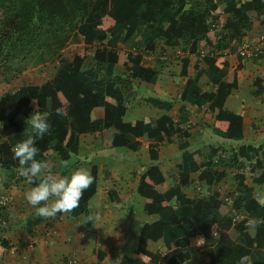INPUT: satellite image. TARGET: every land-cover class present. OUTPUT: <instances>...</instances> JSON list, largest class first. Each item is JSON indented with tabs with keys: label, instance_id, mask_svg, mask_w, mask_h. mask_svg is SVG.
I'll list each match as a JSON object with an SVG mask.
<instances>
[{
	"label": "crops",
	"instance_id": "0c3cea01",
	"mask_svg": "<svg viewBox=\"0 0 264 264\" xmlns=\"http://www.w3.org/2000/svg\"><path fill=\"white\" fill-rule=\"evenodd\" d=\"M246 1L249 0L232 2L239 6ZM185 2V15L179 14L177 20L185 19L191 5L202 4L203 0ZM174 3L179 5L177 0ZM225 6L219 5V10ZM172 15L173 10L153 20L155 30L146 39L138 36L131 50L121 40L127 28H136L137 16L122 30L108 33L103 42L92 46L84 64L87 70L99 64L97 52L115 49L119 58L139 57L140 66L157 72V78L154 85L148 86L132 76L131 68L112 66V80L96 82L103 88L94 89L101 93V105L90 114L97 128L78 136L77 154H70L71 166L61 168L56 153L47 158L52 161L47 163L53 174L70 175L86 168L96 178L87 189H94V194L86 198L85 190L78 209L48 219L37 217L25 200V193L34 185L18 176V166L12 171L0 169V264L264 263V224L252 223L264 219V57L242 63L235 52L237 42L223 36L218 37L213 49L207 46L190 53L191 34L185 41L165 33ZM216 56L217 65L226 63L227 68L220 71L205 66L207 57ZM238 66L241 70L233 86ZM58 69L59 64L52 78L39 85L51 81ZM206 70L210 74L199 77ZM195 79L188 92V83ZM39 85H21L9 94ZM193 88L198 95L207 94L209 98L200 103L193 98L183 100V93L191 95ZM146 90H153L156 97L146 96ZM225 91L224 98L218 100L217 93ZM104 109L110 110L112 122L119 117L130 127L141 123L142 137L133 138L128 146L97 150L94 140L101 136ZM239 115L240 137L224 138L214 130L226 129L218 118L223 121ZM162 119L168 121L172 134L162 133L151 142L147 137L152 124ZM5 126L10 124H0V143L10 141L3 133ZM211 134L219 142H214ZM23 140L11 144L12 151ZM151 144H156L157 149L150 150ZM247 147L246 155H238L241 148ZM221 172L224 176L217 182L204 179L205 175ZM142 178L149 187L145 194L139 190ZM159 180L162 183L155 185ZM172 190L177 193L158 203L150 199ZM214 194L228 213L210 227L212 240L182 220L160 230L159 224L172 216L179 219L191 215L192 205H181L179 195L194 203ZM248 201L252 203L245 206ZM94 212L100 214L101 221L95 225L84 223ZM224 237L229 244L224 243L222 252ZM153 258L157 259L154 263L150 261Z\"/></svg>",
	"mask_w": 264,
	"mask_h": 264
},
{
	"label": "trees",
	"instance_id": "16d2710c",
	"mask_svg": "<svg viewBox=\"0 0 264 264\" xmlns=\"http://www.w3.org/2000/svg\"><path fill=\"white\" fill-rule=\"evenodd\" d=\"M177 1L178 6L174 0H0V85L9 84L16 79L25 70L28 62H37L41 65L56 60L59 64V69L51 81L39 86L21 88L15 94H4L0 97V124H10L3 129L4 135L7 139L10 138V141L0 143V169L12 171L17 168L18 161L13 158L11 144L16 140L28 138V125L25 121L35 110L41 113L48 112V122L51 125L49 132L42 139L36 138L35 146L39 150L36 159L47 162V158L54 153L59 160L70 159V154L76 155L78 136L86 133L88 129L97 128V123L91 122L90 114L94 108L101 105V93L94 92V89L103 88L96 82L112 80V66L131 68L134 70L132 76L138 78L141 84L148 86L155 84L157 72L142 68L139 57L119 58V53L115 49L97 52L95 57L99 60V64L96 68L87 70L84 67L90 55L89 48L96 42H103L108 33L115 34L122 30L133 16L138 17L136 28H127L121 40L128 50L133 48L138 36L142 39L150 36L155 30L153 20L171 10L173 15L168 19L169 25L165 33L185 41L191 34L190 53L207 46L213 49L218 45L219 36L230 38L238 44L246 35L254 37L264 34V0H249L239 6L232 2L233 0H203L202 4L195 2L191 5L184 16L185 19L181 17L178 20L176 17L179 14L185 15L183 9L187 2ZM222 4L226 6L220 11L219 5ZM217 29H219L218 33L215 32ZM72 43L77 46L68 47ZM218 59L217 56L207 57L205 66L208 69L219 68L220 71L227 68L226 63L218 66ZM240 70V66L235 69L233 86ZM195 71H199L197 65ZM209 74L208 70L202 71L199 77ZM196 81L197 79L188 83V92ZM188 92L183 93V100L193 98L196 103H200L209 98L207 94L198 95L194 88L191 95ZM225 94L226 91L221 94L218 92V100L223 99ZM61 107L67 113L65 116L56 115V108ZM241 120L240 115L223 121L218 118L217 121L223 122L222 126L226 129L220 131L214 128V130L224 138H238L242 132ZM167 122L162 119L152 124L153 130L148 134L147 139L153 142L162 133L167 136L172 134L171 126ZM142 135L141 123L130 127L123 124L119 117L112 122L110 110L104 109L101 136L96 138L94 143L97 150L128 146L133 138ZM157 147L156 144H151L150 150L153 151ZM247 150L248 147L241 148L238 155H246ZM48 162L52 161L48 160ZM207 171L211 172L209 168ZM223 176L222 172L214 176L208 174L204 179L217 182ZM95 179L94 177L93 180ZM143 183L144 178L139 190L145 194V189L149 187ZM161 183V180L158 183L154 182L155 185ZM174 193L177 191L172 190L167 195L161 194L154 198L152 196L150 199L158 203ZM93 194L94 189L85 192L86 198ZM179 198L181 205H192L191 215L179 219L172 216L166 223L159 224L160 230L162 231L166 225L178 224L182 220L205 239L212 240L214 236L209 233L210 227L228 213L225 204L217 199L218 195L214 194L208 199L194 203L187 201L181 195ZM238 202L241 204L243 201L238 200ZM249 202L252 203L248 201L245 206ZM147 204L149 207V203ZM222 208L224 212H220ZM224 228L227 226L225 225ZM222 241L220 251L223 252L224 243L229 244V241L226 237ZM139 252L141 253V249ZM150 261L154 263L157 259L153 258Z\"/></svg>",
	"mask_w": 264,
	"mask_h": 264
},
{
	"label": "clouds",
	"instance_id": "9594fccd",
	"mask_svg": "<svg viewBox=\"0 0 264 264\" xmlns=\"http://www.w3.org/2000/svg\"><path fill=\"white\" fill-rule=\"evenodd\" d=\"M33 103H37L33 101ZM57 116H65L64 108H56ZM48 112L34 113L25 121L28 125L27 139L16 143L13 148V158L18 161V176L25 178L29 185H34L25 193L26 202L35 209L37 217L48 219L58 214L71 213L80 207L85 190L93 183V177L86 168H79L70 175L53 174L47 162L36 159L38 148L36 138H43L49 132L51 125L48 122ZM61 168H68L71 159L60 160ZM102 217L98 212L88 215L84 223L100 222ZM255 225L264 224V219L252 222Z\"/></svg>",
	"mask_w": 264,
	"mask_h": 264
},
{
	"label": "rangeland",
	"instance_id": "374dc122",
	"mask_svg": "<svg viewBox=\"0 0 264 264\" xmlns=\"http://www.w3.org/2000/svg\"><path fill=\"white\" fill-rule=\"evenodd\" d=\"M74 46H77V44L72 43L68 47ZM89 50L90 53H92L93 47L89 48ZM57 66L58 62L56 60L47 61L43 66H40L37 62H28L25 70L16 79L12 80L9 84L0 85V96L13 93L21 85H39L46 79L52 78L57 69ZM146 92V96L156 97V95H153V90H146ZM211 138H213L212 140L214 142H219V139L216 138L213 134H211Z\"/></svg>",
	"mask_w": 264,
	"mask_h": 264
},
{
	"label": "built area",
	"instance_id": "2783aa9c",
	"mask_svg": "<svg viewBox=\"0 0 264 264\" xmlns=\"http://www.w3.org/2000/svg\"><path fill=\"white\" fill-rule=\"evenodd\" d=\"M236 55L242 63L263 58L264 34L255 37L243 38L236 47Z\"/></svg>",
	"mask_w": 264,
	"mask_h": 264
}]
</instances>
